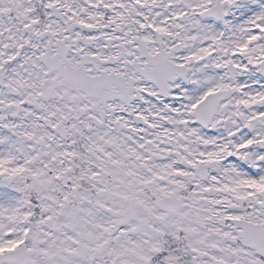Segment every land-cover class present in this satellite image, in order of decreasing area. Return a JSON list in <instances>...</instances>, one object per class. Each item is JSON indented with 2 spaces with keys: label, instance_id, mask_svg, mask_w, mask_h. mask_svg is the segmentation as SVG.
<instances>
[{
  "label": "snow or ice",
  "instance_id": "1",
  "mask_svg": "<svg viewBox=\"0 0 264 264\" xmlns=\"http://www.w3.org/2000/svg\"><path fill=\"white\" fill-rule=\"evenodd\" d=\"M0 264H264V0H0Z\"/></svg>",
  "mask_w": 264,
  "mask_h": 264
}]
</instances>
